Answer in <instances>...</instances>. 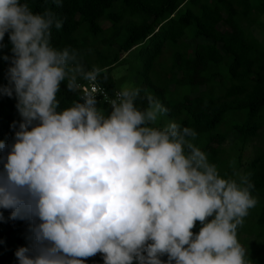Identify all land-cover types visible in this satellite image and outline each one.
Masks as SVG:
<instances>
[{
    "label": "clouds",
    "instance_id": "1",
    "mask_svg": "<svg viewBox=\"0 0 264 264\" xmlns=\"http://www.w3.org/2000/svg\"><path fill=\"white\" fill-rule=\"evenodd\" d=\"M53 25L63 21L51 10L0 0V48L8 33L13 53L3 57L11 63L0 95H15L23 118L0 171V209L33 221L34 244L16 251L19 264H85L97 253L104 264H249L237 237L257 204L249 177H222L192 128L151 126L167 108L147 94L139 109V88L111 92L98 81L116 94L110 104H97L95 89L81 96L78 78L94 82L99 70L53 47ZM64 81L83 102L57 111Z\"/></svg>",
    "mask_w": 264,
    "mask_h": 264
},
{
    "label": "trees",
    "instance_id": "2",
    "mask_svg": "<svg viewBox=\"0 0 264 264\" xmlns=\"http://www.w3.org/2000/svg\"><path fill=\"white\" fill-rule=\"evenodd\" d=\"M26 2L33 12L51 10L63 21L61 29L52 26V46L76 50L85 70L98 69V81L111 92L118 89L113 70L128 66L132 86L140 89L136 106L146 109L151 94L167 108L151 126H167L164 115L182 128H192L197 133L193 143L222 177H249L257 204L238 226L237 237L249 264H264V147L247 150L264 130V39L252 29L264 15V0ZM2 43L0 86H6L11 61L3 57L13 55L8 33ZM66 84L62 82L57 93V111L81 102L79 90L69 91ZM196 86L203 87L196 95L184 94L179 101L168 97L182 87ZM16 105L15 95H0V141L8 146L0 150V171L22 121ZM101 112L106 117L111 113L106 108ZM234 140L235 148L229 151L227 142ZM0 212V264H19L16 251L34 244L33 221L12 219L9 209ZM201 227L197 222L193 232ZM161 259L167 261L168 256ZM85 264H104L103 254L87 258Z\"/></svg>",
    "mask_w": 264,
    "mask_h": 264
},
{
    "label": "rangeland",
    "instance_id": "3",
    "mask_svg": "<svg viewBox=\"0 0 264 264\" xmlns=\"http://www.w3.org/2000/svg\"><path fill=\"white\" fill-rule=\"evenodd\" d=\"M254 30V32L256 33V35L258 37H260L261 39H264V15H260L258 16V20L256 22V24L253 26L252 28ZM129 70L128 66H118L117 68H115L112 72L114 78L116 79L117 81V84H118V88L120 90H122L123 88L125 87H131V88H135L132 86L131 81L128 77V74H127V71ZM134 85V84H133ZM203 87L202 86H196V87H182L180 88L179 91H175V92H172L171 94L168 95V97L173 100V101H179L184 94H187V93H191L193 92V95H196L198 93V91H200ZM105 109V108H103ZM164 119L165 121L167 122L166 124L168 125L170 122H173V120L167 118L166 116H164ZM23 119V118H22ZM262 137L258 140L255 141L254 143V146H251L253 148H248L247 150L248 151H253L255 150L254 147L255 146H263L264 147V130L262 131ZM235 141H232V142H227V148L229 149V151H231L232 149L235 148ZM0 225L1 226H4L3 225V222L0 220Z\"/></svg>",
    "mask_w": 264,
    "mask_h": 264
},
{
    "label": "built area",
    "instance_id": "4",
    "mask_svg": "<svg viewBox=\"0 0 264 264\" xmlns=\"http://www.w3.org/2000/svg\"><path fill=\"white\" fill-rule=\"evenodd\" d=\"M80 85H81V89H80L81 96L84 94L85 91H91L92 89H95V98L97 100V104L100 101H105L110 104V101L116 98V94L114 96L110 95L106 91V89H104L101 85H99L97 79L94 82H88V81L82 80V83H80ZM81 102L83 101L81 100Z\"/></svg>",
    "mask_w": 264,
    "mask_h": 264
}]
</instances>
